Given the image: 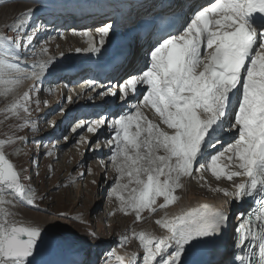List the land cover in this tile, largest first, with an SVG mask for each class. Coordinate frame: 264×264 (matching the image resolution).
<instances>
[{
  "label": "snow or ice",
  "instance_id": "6c2138e0",
  "mask_svg": "<svg viewBox=\"0 0 264 264\" xmlns=\"http://www.w3.org/2000/svg\"><path fill=\"white\" fill-rule=\"evenodd\" d=\"M34 11L29 9L8 26L14 36L0 32V86L7 96L32 82L5 111L24 119L21 128L31 125V131L38 132V124L21 117V110L30 116L33 103L39 110L40 93L56 62L46 44L38 53L34 50L41 31L40 25L29 28ZM114 28L115 21L107 20L95 33H79L88 46L75 51L100 53ZM29 50L33 57L45 58L25 64ZM86 83L92 91L105 88L95 80ZM97 96L118 100L121 111L81 121L71 131L86 127L92 134L110 133L104 141L109 148L104 166L107 170L110 164L115 173L108 194L119 202V212L134 214L140 221L145 211H162L180 200L175 193L185 188L188 178L204 181L206 171L217 182H231L230 187L212 189L225 197L223 206L203 204L174 216L165 212L155 221L164 235L133 231L123 236L121 245L138 240L142 258L113 251L98 264H112L113 256L116 264H214L190 257L229 246L231 252L221 264H264V0H207L192 10L177 32L156 40L145 53L142 69L109 81ZM228 133L233 139L225 145L221 137ZM16 141L43 146L42 138L0 141V264H89L41 259L46 236L53 250L70 247L55 231L60 227L57 220L69 219L65 214L45 224L16 219L10 210L18 203L36 207L37 200L35 190L23 182L26 169H18L3 150ZM77 143L92 151L101 146L99 139L93 145L84 135ZM44 154L52 156L53 151ZM158 198L163 202L157 204ZM247 200L255 207L233 212V205ZM233 215L237 223L228 241ZM90 235L96 239L95 233Z\"/></svg>",
  "mask_w": 264,
  "mask_h": 264
},
{
  "label": "rangeland",
  "instance_id": "374dc122",
  "mask_svg": "<svg viewBox=\"0 0 264 264\" xmlns=\"http://www.w3.org/2000/svg\"><path fill=\"white\" fill-rule=\"evenodd\" d=\"M0 2H3V0H1ZM10 3L11 2H7V5L12 6L11 9L19 10L21 8L20 10H23L22 6L24 2L17 1L16 3H12V4ZM88 3H90V1L86 2L85 4ZM13 4L14 5L16 4L14 6L15 8H13ZM0 9H2L1 4H0ZM11 17L12 15L5 20L0 18L1 20L0 32H2L4 35H7L9 37L14 36L15 32L14 30H10L8 26H11L17 22L16 19L14 20L10 19ZM39 18L40 17L37 18V21L34 24L29 23V28L32 25H37V22L40 20ZM139 19L140 18H138V21ZM150 23L151 20H149L148 23H146L145 25H149ZM121 28L122 27H119V31H121ZM70 37L75 38L76 36H70ZM43 40L44 39L39 37V42L35 45L34 50L37 53L39 52L40 48L45 44L46 46L47 45L51 46V48L48 47L50 48L48 55H51V53L55 54L57 53L58 50L61 49L63 50V52L67 51L66 48L63 46H61L60 48L53 46L54 42L52 40H49L46 43L42 42ZM126 43L127 45L131 44L132 39L129 38V42L127 41ZM124 48L120 56V59L124 55L125 52ZM31 51L32 50H29V56H32ZM118 53H121V51L116 47L111 52V54L108 55V58L113 55L117 56ZM36 58L38 59L42 57L36 56ZM59 79L57 84L58 86H56L54 92H52L53 96L48 92L47 88H45V83H44L43 87L45 90L42 93H40L39 98L41 100V104L39 106L38 111L35 110L34 103L30 106L32 109L30 116L26 113H23L21 110V117L27 118L29 121L38 124L39 127L38 132L31 131V125H29V127L26 128H21V125L24 123V119L17 118L12 113L5 111V109L10 107V105L15 99L13 98L10 99V94L7 96L3 95L2 94L3 91L1 90V86H0V141L15 140L16 136H24L29 141H31L32 139H37V140L41 138L43 139V146H39L31 142L21 143L19 141L4 145L3 150L5 151V154L11 160V162H13L18 169L21 167L26 169V171L23 174L25 177L23 181L25 183V186L31 187L37 193L36 207L24 205L26 210L28 211L27 213H21V212L16 213L15 210L14 211L13 209L10 210L16 213V217H15L16 219L36 221L40 223L44 221V217L45 218L47 217L46 215L58 216L61 213L65 214L67 217H69V220L72 223L71 229H74L72 235L77 237V239L75 240L76 241L75 245H78V243L80 242H82L83 244L84 243L89 244L92 241H96V240H100L102 242L104 241V243H106L105 241L110 240V238H112L113 235H117V234L121 235L117 238L118 240L121 241L123 236L129 235L130 233L132 234V232H130V229L138 225L139 222L138 221L136 222L134 214L128 216V218H130L129 222L126 221L125 219H122L119 215H117L118 211L116 210V208L118 209L119 202L115 200V205H113L112 203L113 197L108 194L109 188L113 184V181L110 178L115 173H113L110 164H108L107 170H105V166H104L105 164H103L105 162H99V161L97 162V159L88 158L91 151L87 144L77 143L80 135H84L91 142L93 141V136L92 133L87 132L86 127L83 129H78L77 132L75 133L71 131L72 128H74L77 123L83 121L84 117L86 116L82 115L81 111L76 115H74V117L73 114H70V109L72 107L70 106L71 104L69 99L72 98L74 94L73 92H71V89L69 90L67 87H65L64 82L61 80L62 79L61 74ZM107 80L109 81V79ZM103 83L105 82L103 81L101 84ZM51 97H53L52 103L48 102V100ZM106 98L109 100L107 104L104 106L105 107L108 106L109 108L110 105L114 102V100L110 96ZM117 101H115V103H117ZM75 104L76 103H74V107L76 106ZM51 107L53 109H51ZM51 110H54V113L50 114ZM91 112H93V114L95 115L94 120L95 118L96 119L100 118L98 108H92ZM150 114L152 115L151 112ZM63 123L67 124L66 126L67 129H65ZM53 124L55 126L53 130L50 131L49 127ZM63 129L64 131H62ZM65 136L67 137V140L64 139ZM44 137H46V140ZM48 139H51V141H49ZM232 139H233L232 133L223 134L221 137L222 143L225 145L228 142L232 141ZM55 143L57 144L63 143V145L62 146L60 145L58 147L55 146ZM95 143L92 144L95 145ZM102 145L103 147L107 146L103 141H102ZM49 149H52L53 151L52 156H47L44 154ZM81 149H83L82 152ZM40 151H41V155H40ZM105 153L108 154V152L106 151ZM93 165L96 166L97 169L93 170ZM65 166L66 168L62 169ZM61 169L63 170L62 173H61ZM204 176L206 180L208 179V184H212V183L215 184L214 185L215 188L218 186L217 181L216 182L213 180L209 181L210 180L209 177H207L205 174ZM71 177L73 178V180L61 184L64 179L67 180ZM93 181L95 182L97 181V183L99 181V183L98 184L93 183ZM193 181L194 183H196L198 180L197 181L193 180ZM92 184L94 188L91 187ZM208 184H205L204 188L210 195L212 192H210V187ZM99 189L104 190L102 191L103 192L102 194L99 193ZM48 193H50L49 196L47 195ZM162 202L163 199L158 198L157 204ZM159 211L160 210H158L156 213H152V216L156 215ZM149 214L151 213L149 212ZM149 214L145 216L143 215L144 217L142 216L143 217L141 221L142 225L144 222L146 223L145 220L148 218ZM123 215L125 214L123 213ZM120 223L130 224V225L128 224V229L123 233L121 232L122 229H120L118 225ZM113 224H117L118 226H116V228L114 229L115 231L111 232ZM59 233H60L59 236L63 238H67L69 245L74 246V244H71L72 241L68 238L67 234L69 233H65V232H59ZM91 233H95L96 239H93L91 237L90 235ZM45 242H46V238H45ZM106 246L102 247L101 251L104 252L105 249H107ZM89 251H87L86 254H84V256L87 255ZM84 260L87 261L88 259H84Z\"/></svg>",
  "mask_w": 264,
  "mask_h": 264
},
{
  "label": "bare ground",
  "instance_id": "6f19581e",
  "mask_svg": "<svg viewBox=\"0 0 264 264\" xmlns=\"http://www.w3.org/2000/svg\"><path fill=\"white\" fill-rule=\"evenodd\" d=\"M1 1V0H0ZM17 1L20 2H24L22 9L23 10H16V9H11L12 6L7 5V2H11L12 3H16ZM88 5L85 4L86 2H89ZM97 2L102 3L101 1L103 0H3V2H0L1 4V8L0 9V18L1 19H7L8 17H10L12 15V17L10 19H16L17 22L18 20L24 18V14L29 10V9H34V16L33 18L30 20L29 23L34 24L37 21L38 17H43L46 20L52 19V15L54 14V12H56L55 14L61 15V18L58 20V24L60 25L59 28L60 30H58L57 33L55 34H51V29L53 27H51V29H49L48 31H45L41 34V38L44 39L42 42L46 43L49 40H52L54 42L53 46L55 47H65L66 48V52H63V50H58L57 53L49 55L52 56L54 58V61L56 62V66L55 68H57L58 70L55 71L52 69L51 75H48L45 79V88L51 89L50 91L48 90V92L53 96L55 87L58 86V79H59V75L62 73V71L64 72L63 68L69 67L72 64L73 65H86L85 62H83L84 60H91L94 61L93 58H102L104 60L108 59V55L111 54V52L117 47V44L122 43L123 45H125L126 48H124V55L121 57L120 61L115 64V65H108L106 66V69L104 70L103 73V80L104 79H109V81L115 79L117 81L120 80V77L124 76L126 72H128V70L130 68H139L140 65H138L135 61L138 54L137 50L139 49L140 45L139 43L136 41L135 44L131 43L127 45V40H125L123 37L120 36V31H119V27H121V25H119L118 27L114 28V34H110V37L108 38V42L105 44V47H103L102 51L100 53H89L86 51H82L77 53L75 51L76 48H81V49H86L87 48V38L81 36L79 33L86 31V30H90L93 33H95V29L99 26L102 25L103 22L107 21V20H114V11L110 8H106L105 6H95ZM124 2L129 3L133 9H130L128 11H126V13L129 12H133L140 14L141 18L139 19V21H142V24L145 25L146 23H148L149 20H151V14L153 11V6L155 5L153 0H121ZM199 2L203 1V0H197ZM16 5V4H15ZM13 4V8H15V6ZM28 5V6H27ZM95 6V7H94ZM73 7V8H77L79 13L76 12H69L68 8ZM113 16V17H112ZM136 14L130 16L129 18V22L132 21V18L135 17ZM83 19L84 22H83ZM70 20H73V22L75 23V21L77 23V26L73 27L74 31L72 30V32L69 34L67 32V30H69L66 25L68 24V22ZM1 21V20H0ZM138 21V22H139ZM54 24V22H53ZM70 36H76L75 38H72ZM96 39L98 41V36H96ZM51 41V42H52ZM59 41V42H58ZM47 47H50L49 45H47ZM62 47V48H63ZM48 48V49H50ZM58 49V48H57ZM54 50V48H53ZM56 52V51H55ZM145 52V51H143ZM60 53H63V57L61 58ZM107 53V55H106ZM145 55V54H144ZM45 58V57H42ZM42 58H38V59H42ZM37 58H35L34 60H38ZM33 60V61H34ZM33 61L29 64H32ZM98 62H95V64H97ZM27 64V63H25ZM100 65L103 66V63H101ZM54 68V69H55ZM61 69V73H59L58 71ZM76 76L70 77L68 78V80H72L74 79ZM99 80H97V82H103L102 77L98 78ZM102 80V81H100ZM109 81H106L105 83H103V85H105V88H97L96 91L92 92L91 91V87L88 86L86 90H73L71 89V92H73V97L69 99L70 101V106L72 107L70 109V114L76 115L77 113H79L81 111L82 108H84L85 106L87 107L86 110V118H84L83 121L85 122H90L92 120H94V117H92V112L90 113V110L92 109L91 107L97 108V107H101L102 109H108V108H104V105L106 104V102L108 101V99L106 97H99L97 96V92L100 91H104L106 90L107 85L109 84ZM57 82V83H56ZM31 84V81H26L24 82V84L17 90V92L15 94H10V99H16L17 97V93L20 91L21 93L19 94L22 95V90L25 88L26 85ZM53 83V84H52ZM64 86V85H63ZM68 86H70V84L67 85V83L65 84V87L68 88ZM70 90V88H68ZM1 90L3 91V86H1ZM28 90V89H27ZM26 90V91H27ZM66 90V89H65ZM88 91L92 92L90 94H88ZM18 96V97H19ZM52 98L51 97L48 102L52 103ZM107 99V100H106ZM96 100L98 101L97 105H93V101ZM47 102V103H48ZM74 103H76L75 107H74ZM120 102L117 101V103H114L113 106V111H107L106 113L101 112L100 113V117L107 115V116H112L114 114H117L121 111V108L119 107ZM67 107V106H66ZM51 109H53L51 107ZM54 113V110L50 111V114ZM83 114V113H82ZM149 117L152 118V115L150 114V112L148 113ZM96 119V118H95ZM163 127V125H162ZM106 133H109L107 130L103 131V133L101 134H92L93 136V141L92 143H95L97 141V139H99L100 141V149L96 150V151H91V153L89 154L88 158L89 159H97V162H106L107 161V153H109V148L108 146L103 147L102 145V140L100 139L102 136H104ZM110 134V133H109ZM94 145V144H93ZM220 146L217 145V148H219ZM80 150V148H79ZM83 149H81L82 152ZM214 150L210 149L209 153H212ZM104 164V163H103ZM65 167H63L62 169H65ZM61 169V173L62 170ZM97 169L96 166L93 165V170ZM60 173V172H59ZM114 173V172H113ZM203 174H205L207 177H209V181L213 180L216 182L215 178L211 175L210 171H206ZM115 174L112 175V177L110 178L112 181L114 180ZM190 180V182H186V186L184 189H179L177 190V192L175 193L176 195L180 196V200L172 205H169L166 209L164 210H160L156 215L152 216V213L149 214V212L145 211L141 214V216H145L147 214L148 218L145 220L146 223L144 222L143 225L141 224V221H138L139 224L136 225L135 227H133L132 229H130V232L136 231H147V232H152L155 235H164L165 234V230L161 229L159 227V225H157L155 223L156 220L160 219L162 216H164L165 212L168 213L169 216H174V215H179L183 210L189 208V207H197L199 205H203V204H207L210 206H215V207H221L224 205V200L225 197L218 192H214L212 191L215 184H208V179L204 181H200L196 183H194L193 180H191V178H188ZM237 180H239V178H236ZM52 180V179H51ZM70 180H73V178H69V179H64L62 181L61 184H63L64 182H68ZM110 180V181H111ZM97 183V181L95 182ZM99 183V181H98ZM97 183V184H98ZM230 183L231 182H218V186L219 187H230ZM205 184H208L210 187V192H212L210 195L208 194V192L206 191ZM92 188H94L93 184L91 185ZM101 190L99 189V193H103ZM214 193V194H213ZM48 196L50 195V193L47 194ZM46 196V195H45ZM68 199V198H67ZM40 203V202H39ZM113 205H115V198L113 197ZM25 204H17V207L15 209H13V211L15 210L16 213L21 212V213H27L28 211L26 210ZM114 207V206H112ZM12 210V209H11ZM115 210V208H114ZM117 210V208H116ZM118 211V210H117ZM94 213V212H93ZM51 214V213H50ZM125 214V213H124ZM117 215H119L122 219H125L126 221L129 222L128 216H130L131 214H125L123 215L122 212L117 213ZM47 217H44V221L42 223L46 222H50L53 220L57 219V215H46ZM143 216V217H144ZM142 217V218H143ZM91 218V217H90ZM95 219V218H94ZM22 220V219H20ZM25 222H28L29 220H23ZM57 222L59 223L60 227L58 229H56L55 231L60 234L59 232H65V233H69L68 238L72 241L71 244H74V246L70 245V247L65 248L63 250H53L51 248L48 247V245L50 244V237L46 236V242L45 245L43 246L45 248V254L41 257L42 260L45 261H49V260H65V261H74V260H84L83 256L84 254H86L87 251H89L90 249L93 250L94 254H92L91 257H102L100 256V253H97L95 256V252L96 251H101V248L107 245L108 241H112V245H110V247L108 249H105V251L103 253H106L108 251V253L110 252H115L117 255H122V256H131L132 254H136L137 256L142 258L143 255V250L139 245L138 240H130L129 243L121 245L120 244V240H118L117 238L119 236H121L120 234L118 235H113L112 238L108 241H105L106 243H104V241H100V240H96V241H92L91 243H78V245L76 244V239L77 237L73 236V230L71 229L72 223L70 222L69 219H59L57 220ZM137 222V220H136ZM233 222H235V219L233 220ZM129 224V223H128ZM128 224L127 223H120L118 224L120 229H122V233L125 232L128 229ZM117 224H113L112 226V230L111 232L115 231L114 229L116 228V226H118ZM130 225V224H129ZM103 228V227H102ZM75 232V231H74ZM120 232V233H121ZM116 234V233H115ZM127 234V233H126ZM111 235V233H110ZM131 236V233L128 235ZM86 241V240H85ZM107 250V251H106ZM79 253L78 255L75 253ZM102 255H105L103 254ZM219 256L218 251H211V252H206V253H196L195 256L190 257V259H196V260H201V259H205V260H212L215 259L216 257ZM102 259V258H101ZM100 259V262L103 260ZM110 259L112 260V264H116L115 262V257H110ZM225 259V256H222L221 262ZM89 261V259L87 260ZM221 262H217L215 264H221ZM90 264H93V262H90Z\"/></svg>",
  "mask_w": 264,
  "mask_h": 264
}]
</instances>
